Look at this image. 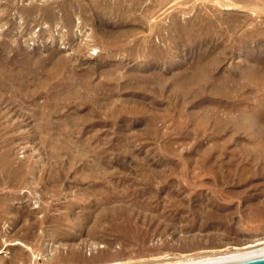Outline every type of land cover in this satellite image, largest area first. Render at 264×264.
I'll use <instances>...</instances> for the list:
<instances>
[{"label": "rangeland", "instance_id": "374dc122", "mask_svg": "<svg viewBox=\"0 0 264 264\" xmlns=\"http://www.w3.org/2000/svg\"><path fill=\"white\" fill-rule=\"evenodd\" d=\"M15 240L33 264L264 241V0H0V250Z\"/></svg>", "mask_w": 264, "mask_h": 264}, {"label": "bare ground", "instance_id": "6f19581e", "mask_svg": "<svg viewBox=\"0 0 264 264\" xmlns=\"http://www.w3.org/2000/svg\"><path fill=\"white\" fill-rule=\"evenodd\" d=\"M225 9H233L232 5H226ZM8 246H19L24 250L32 254L31 263L38 257L32 252V248L20 240H15L13 242H4L3 248L0 250V254L7 253L6 247ZM102 247V246H101ZM264 250V241H257L255 243H250L242 248H237L231 251H221L216 253H210L199 256H181V257H165L160 259H155L151 263L147 264H198L214 260H220L240 255H245L249 253L259 252ZM44 264V263H43ZM101 264H111V263H101Z\"/></svg>", "mask_w": 264, "mask_h": 264}, {"label": "water", "instance_id": "95a60500", "mask_svg": "<svg viewBox=\"0 0 264 264\" xmlns=\"http://www.w3.org/2000/svg\"><path fill=\"white\" fill-rule=\"evenodd\" d=\"M198 264H264V250Z\"/></svg>", "mask_w": 264, "mask_h": 264}, {"label": "built area", "instance_id": "2783aa9c", "mask_svg": "<svg viewBox=\"0 0 264 264\" xmlns=\"http://www.w3.org/2000/svg\"><path fill=\"white\" fill-rule=\"evenodd\" d=\"M43 263V260L42 259H37L36 262H34V264H42ZM33 264V263H32Z\"/></svg>", "mask_w": 264, "mask_h": 264}]
</instances>
